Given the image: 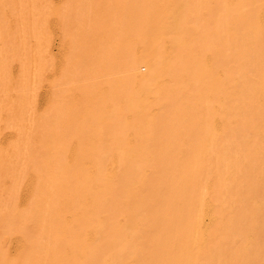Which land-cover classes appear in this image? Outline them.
Listing matches in <instances>:
<instances>
[{
    "label": "bare ground",
    "instance_id": "obj_1",
    "mask_svg": "<svg viewBox=\"0 0 264 264\" xmlns=\"http://www.w3.org/2000/svg\"><path fill=\"white\" fill-rule=\"evenodd\" d=\"M0 264H264V0H0Z\"/></svg>",
    "mask_w": 264,
    "mask_h": 264
},
{
    "label": "rangeland",
    "instance_id": "obj_2",
    "mask_svg": "<svg viewBox=\"0 0 264 264\" xmlns=\"http://www.w3.org/2000/svg\"><path fill=\"white\" fill-rule=\"evenodd\" d=\"M59 41H58V39H55L54 40V43H53V45H52V47L50 48V54L53 56V58L54 57H56L58 54H59ZM53 70L55 71V68L53 67V69H52V67H51V69H50V71H49V74H48V79H49V81H48V79H47V83H48V85H50V82L52 83V81H54V79H55V77H54V73H53ZM50 76V77H49ZM51 78V79H50ZM47 83H45L46 85H47ZM47 85V86H48ZM39 93V92H38ZM37 93V94H38ZM47 96V95H46ZM46 96H44V93H42V94H40V95H38V97H37V95L35 96L36 98H35V101H34V104H33V110H31L30 111V113L28 114L29 116H27V117H29V120H27V121H25L26 122V126H28V125H30L31 123H30V119H31V122H33L32 121V118L34 119L36 116H38V115H42L43 113H44V111H45V107H46V104H45V98H46ZM40 97V98H39ZM38 99H40V100H38ZM36 104V105H35ZM44 110V111H43ZM35 112H36V114H35ZM37 113H39V114H37ZM41 113V114H40ZM33 115V116H32ZM36 115V116H35ZM35 116V117H34ZM29 123V124H28ZM14 251V250H13ZM12 251V252H13Z\"/></svg>",
    "mask_w": 264,
    "mask_h": 264
}]
</instances>
